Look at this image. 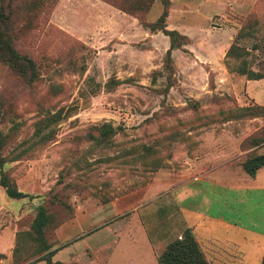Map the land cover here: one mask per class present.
Masks as SVG:
<instances>
[{"label": "rangeland", "instance_id": "374dc122", "mask_svg": "<svg viewBox=\"0 0 264 264\" xmlns=\"http://www.w3.org/2000/svg\"><path fill=\"white\" fill-rule=\"evenodd\" d=\"M41 1L29 14L15 17V28L22 33L14 41V47L35 62L38 81L24 85L0 62V96L10 107L1 129L8 132L14 125L17 129L4 154L30 136L44 111L64 107L69 113L56 125L53 142L3 166L28 197L9 198L0 186V264H45L42 254H31L25 236L17 241L19 233L30 230L39 205L52 217L45 238L54 243L57 254L63 247L58 229L73 221L78 207L105 205L149 184L158 172L175 179L182 173L200 178L203 174L198 172L206 168L201 159L216 158L225 150L224 157L232 163L223 176L247 175L240 163L264 151L262 144L252 146L264 134V117L222 122L218 112L264 105V0H170L166 28L187 36L189 42L171 52L176 82L165 97L161 92L166 85L163 56L168 38L160 31L150 32L137 18L154 21L163 9L162 0ZM231 44L244 52L240 60L260 79L249 80L226 68L225 53ZM240 60L227 59L232 67ZM52 86L56 93L50 92ZM194 101L195 109L187 105ZM102 123L119 127L109 147L83 139L90 127ZM216 137L222 140L221 148L215 145ZM181 138L185 142H179ZM143 145L157 151L162 161L158 168L143 164ZM190 165L196 171L190 172ZM258 177V184L264 185V167ZM208 192L212 200H221L210 206L212 212L218 208L224 217H259L246 255L252 264L263 244L264 191ZM163 207L174 213L170 198ZM147 220L152 240L158 230L168 235L166 243L181 232L178 217ZM139 246L122 236L112 253L114 263L149 264L142 261ZM105 258L106 252H100L85 264H101Z\"/></svg>", "mask_w": 264, "mask_h": 264}, {"label": "crops", "instance_id": "0c3cea01", "mask_svg": "<svg viewBox=\"0 0 264 264\" xmlns=\"http://www.w3.org/2000/svg\"><path fill=\"white\" fill-rule=\"evenodd\" d=\"M214 141L221 148V138L216 137ZM234 149L235 145L230 148L231 151ZM225 153V150H221L216 158H202L201 165L206 168L198 172L203 174L200 178H191L182 173L177 174L175 179L168 176L167 172H158L149 184L121 195L105 205L95 209L78 207L73 221H65L58 229V239L63 247L54 254L53 259L59 257L58 260L65 264H85L89 259L93 260L97 253L106 252V258L101 264H115L112 258L115 244L122 236L127 235L133 243L142 245V261L157 264V256L166 244L163 240L168 235L158 230V237L152 240L146 227L147 217H160L162 221L178 217L179 231L183 228L191 229L209 264H250L251 259H247L246 255L251 252L250 243L253 241L259 217H224L218 208L212 212V204L221 203V200H212L208 190L229 188L234 192L264 191V185L258 184V172L254 177L241 173L223 176L226 173L224 170L231 167L232 163L230 158L224 157ZM242 154L239 150L238 155ZM188 168L190 172L196 171L191 165ZM167 198L171 199L174 213H166L163 207ZM234 200L240 202L238 198ZM226 202L225 196L222 204L226 205ZM148 209L154 211L148 214ZM156 209L158 210L155 212ZM128 212L130 214L126 216ZM102 232H106L105 236ZM262 241V248L254 253L255 260L252 264H260L264 256V227Z\"/></svg>", "mask_w": 264, "mask_h": 264}, {"label": "trees", "instance_id": "16d2710c", "mask_svg": "<svg viewBox=\"0 0 264 264\" xmlns=\"http://www.w3.org/2000/svg\"><path fill=\"white\" fill-rule=\"evenodd\" d=\"M41 0H0V62L4 63L9 71L18 77V79L27 86H33L38 81L39 75L35 62L27 55L20 53L14 47V41L22 33L21 29L15 28V17L18 14H29L39 7ZM170 0H162L163 9L160 15L152 22L144 21L137 16L138 21L143 27L154 33L160 31L168 38V48L163 56V70L166 72V85L162 89L161 95L166 96L169 89L175 84L174 65L171 52L177 49H183V46L188 44L187 36L180 34L175 29H167L166 19L168 16V5ZM122 10H124L122 8ZM241 31L238 36H241ZM244 52L235 44H231L225 53V66L230 70L245 75L249 80H258L261 77L254 71L246 68L245 60H240ZM240 60L237 66L232 67V64L227 59ZM113 82L109 81L107 84ZM119 83L118 81H116ZM50 92L56 93L57 87L52 86ZM0 96V186L4 189L7 197L12 199H22L28 197L26 193L19 191L10 177L2 170L3 166L8 162L17 161L25 156L33 154L36 150L46 146L55 139L56 125L66 118L69 111L68 108L61 107L56 111H44L41 117L33 124V131L26 139L21 140L12 151L4 154L7 146L11 142L12 134L16 132L15 125L3 132L1 124L5 120L6 115L10 112V107ZM192 108L197 107V102L187 103ZM222 122L236 119H252L255 117H264V105H251L244 107H235L228 110H220L218 112ZM119 127H113L109 123H102L99 126H92L84 135L90 143H94L97 147H109L113 142L112 139L117 133ZM185 138L179 142H185ZM262 144L264 147V134L252 141V146ZM195 147V146H194ZM157 151L151 146L143 145L141 157L145 166L158 168L162 161ZM151 157L146 162L145 158ZM242 170L254 177L259 169L264 167V151L258 154H251L241 161ZM52 217L44 206L39 205L33 218L30 230L18 234L17 241L20 236H25L31 244V254L40 256V260L45 261V264H64L61 261L52 260L56 252L53 248L54 243L45 238V232ZM180 236V238H178ZM178 236L171 238L165 244L164 250L157 256V264H209L200 250L197 241L190 228H183ZM17 249H14L13 255L15 263ZM260 264H264V256L260 260Z\"/></svg>", "mask_w": 264, "mask_h": 264}]
</instances>
